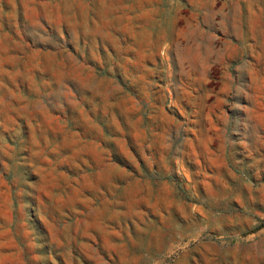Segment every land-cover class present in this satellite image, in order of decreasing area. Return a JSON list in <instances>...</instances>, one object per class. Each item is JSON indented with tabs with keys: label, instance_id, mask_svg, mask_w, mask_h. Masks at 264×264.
<instances>
[{
	"label": "rangeland",
	"instance_id": "rangeland-1",
	"mask_svg": "<svg viewBox=\"0 0 264 264\" xmlns=\"http://www.w3.org/2000/svg\"><path fill=\"white\" fill-rule=\"evenodd\" d=\"M0 264H264V0H0Z\"/></svg>",
	"mask_w": 264,
	"mask_h": 264
}]
</instances>
